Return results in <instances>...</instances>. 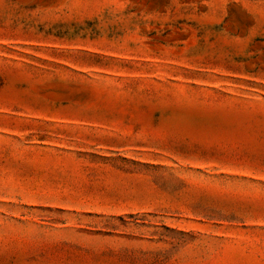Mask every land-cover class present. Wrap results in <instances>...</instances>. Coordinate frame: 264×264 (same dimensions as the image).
Masks as SVG:
<instances>
[{"label": "rangeland", "instance_id": "1", "mask_svg": "<svg viewBox=\"0 0 264 264\" xmlns=\"http://www.w3.org/2000/svg\"><path fill=\"white\" fill-rule=\"evenodd\" d=\"M0 264H264V0H0Z\"/></svg>", "mask_w": 264, "mask_h": 264}]
</instances>
